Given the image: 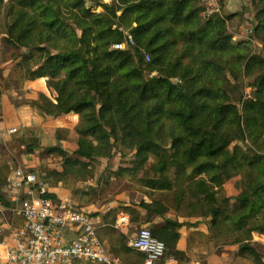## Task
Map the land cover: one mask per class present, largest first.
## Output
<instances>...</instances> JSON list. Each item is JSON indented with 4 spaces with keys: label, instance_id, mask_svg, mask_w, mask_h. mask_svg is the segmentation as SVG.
Segmentation results:
<instances>
[{
    "label": "trees",
    "instance_id": "obj_1",
    "mask_svg": "<svg viewBox=\"0 0 264 264\" xmlns=\"http://www.w3.org/2000/svg\"><path fill=\"white\" fill-rule=\"evenodd\" d=\"M250 1L256 8L253 38L264 46V0ZM101 7L95 13L86 0H0L3 41L24 51L13 59L18 62L10 77L22 83L48 79L55 102L45 95L33 102L44 118L80 116L73 153L44 149L62 159L63 172L51 176L56 183L86 181L93 161L111 159L119 144L135 160L133 169L118 175L136 176L154 156L157 163L144 172L142 186L172 195L174 202L157 198L138 207L147 223L163 219L151 232L166 255L182 256L176 248L186 225L166 214L189 210L186 218L201 217L210 198L203 214L210 218V239H233L241 259L264 264L252 243L253 233L264 235V57L252 53L250 42L233 40L227 31L232 16L203 20L201 0H112ZM127 34L135 46L114 50ZM228 74L236 82L255 76L253 97L234 104ZM56 136L62 139L59 130ZM246 141L261 154L231 150ZM21 142L28 154L40 150L24 137ZM6 169L4 175L0 169V205L10 208L2 190L17 168ZM241 174L240 195L224 196L225 182Z\"/></svg>",
    "mask_w": 264,
    "mask_h": 264
},
{
    "label": "crops",
    "instance_id": "obj_2",
    "mask_svg": "<svg viewBox=\"0 0 264 264\" xmlns=\"http://www.w3.org/2000/svg\"><path fill=\"white\" fill-rule=\"evenodd\" d=\"M247 5L248 3L245 0H226L223 12L228 16L235 15L241 10L244 11V6ZM47 81V78H41L35 81L23 82L21 86L22 89L19 90L20 97L18 98L22 99L23 102L26 101L23 104L19 103V105L13 102L14 99L12 100V96H17L15 91H13V93L8 92L7 95H3L0 98V141L7 142L14 135L16 136L24 131L36 128H40L42 133L49 135L53 129L71 130L78 125L80 122L79 115L72 114L57 119H46L37 110L33 102L37 101L39 95H45L53 101L56 97V94L50 91ZM12 129L17 130V132L15 134H10V130ZM65 144L66 142L63 139H59V143L56 142V145L53 147L58 146L65 150L67 149L65 148ZM43 145L45 144H42V147H44ZM22 148L25 149L24 146H22ZM44 149L46 148L38 150L34 154H28L26 150H24L18 163L21 164L20 166L37 172L40 176L45 178L50 188V193L55 199H69L76 207L94 216L97 222L98 236L110 255L113 264H146V256L140 252L134 251L130 247V242L136 237V234L142 227H149L163 222V219L158 217H153L151 222H145L146 212L138 207L142 201L148 204L152 203L160 194L143 188L146 192L144 193V197L139 201H131L124 196L119 202L103 206V208H98V201H92L93 193L87 191L80 181L71 183L63 181L55 182L50 171L55 170L62 173V159L60 158L58 167L48 166L47 168V166H44L45 161L42 160L45 154ZM75 150L76 145L72 152L65 151L73 153ZM2 193L6 200L11 203V207L5 208L0 205V264L2 263L1 257L5 253L2 243L8 241L13 232L23 227V219L17 213L19 202H15L11 199V194L8 189H3ZM22 197L21 200L25 198V196ZM120 206H124L125 211L120 210ZM132 208L140 213L139 218L132 217L129 213L130 211H126V209L131 210ZM120 212H125L130 217V225L126 228H119L116 225L117 217ZM177 214L171 210L166 214V218L177 220L180 223H186V225L179 230L181 237L176 248L182 256L180 255V257L175 258L169 253L164 259L154 264H248L241 258H235V256H232L229 252L220 253L216 250V247L206 243L204 239L209 235L206 222H200V219L195 218L180 217ZM113 219L115 222H112ZM75 237V232L66 233L67 240L72 241ZM126 248H128L130 252H128ZM76 263L95 264L86 261H78Z\"/></svg>",
    "mask_w": 264,
    "mask_h": 264
},
{
    "label": "rangeland",
    "instance_id": "obj_3",
    "mask_svg": "<svg viewBox=\"0 0 264 264\" xmlns=\"http://www.w3.org/2000/svg\"><path fill=\"white\" fill-rule=\"evenodd\" d=\"M248 5L244 6V11H240L235 15H230L232 18L227 21V31L229 34L233 36V40L235 42H241V41H248L251 43V49L253 54L260 55L264 57V46L260 44L256 39L253 38V27L255 26V13L256 8L253 5V3L250 0H245ZM112 0H86V6L88 8H91L93 12L95 13H101L103 12L101 5L102 4H111ZM222 18L228 17V15H225V13H222ZM1 26H3L2 23V17L0 15V32H1ZM134 47V46H133ZM128 48L129 49H132ZM21 52H24L21 50H16L12 46L7 45L3 41V37L0 34V84L3 89V95H7L8 92L13 93L15 91L17 93V96H12V100L14 99V103L17 104H23L22 99H18L20 96L19 90L22 89V82H19L18 79H12L10 76L15 73L14 71V65L18 62H15L13 59L21 54ZM4 71V73H2ZM4 76V79L1 80V76ZM229 80H230V86L229 91L230 95H232V102L234 104H239V101L242 96L245 98H252L254 88L252 84L255 81V76L252 77H242L237 82L234 81V79L228 74ZM17 98V99H16ZM24 99V98H23ZM25 100V99H24ZM38 100V99H37ZM28 102V101H27ZM19 104V105H20ZM66 117V116H65ZM81 121V120H80ZM80 123V122H79ZM78 123V124H79ZM59 129L52 130L49 135L42 133L40 128L27 130L22 132L21 134H17L16 136H12L7 142L6 141H0V169H3V175L6 173V167H10V173L13 172L16 168L22 167L21 164L18 163L20 161V156L24 153V150L26 148H22L23 143L21 142L22 138L24 137L26 139L27 144H35L37 146H40V150L43 148H51L56 145V142L59 143V138L56 136V132ZM29 131V132H28ZM60 135L62 139L66 142L65 144V150L72 152L75 149H77V135L75 132V127H73L71 130L69 129H60L59 130ZM42 144L44 147H42ZM62 145V144H59ZM5 148V152L8 153L6 158L4 151H2V148ZM235 147H238L240 150L245 152L246 154L253 156L256 152L258 154H261L260 152L256 151V147L253 146L249 141L246 142H235L231 146V150H233ZM73 149V150H72ZM43 159L45 161L44 166H54L58 167L60 164V157L58 155L53 156H46L43 155ZM135 160L134 152L128 149L123 148L120 146V144L115 148L113 152V157L111 159H98L96 161H93L92 164V170L90 171L92 176H84V178H87L86 181H80L81 184L84 185V187L87 189V191L93 193V200L98 203V208H103V206H108L110 204H113L115 202H119V200H122L121 198H124V196L127 199L132 200H141V198L144 197V193L146 192L142 186V183L140 179L143 177L144 172H150L152 167L157 163V160L154 156H150L148 162L145 164L143 169L136 173V176H132L128 172H124L123 175H118L121 170H131L133 169V162ZM8 162V163H7ZM152 175V173H151ZM90 177V178H89ZM243 175H237L233 178L229 179L225 182L223 186V195L228 198H235L240 195L243 186ZM47 182V181H46ZM92 185V186H91ZM159 200H165L166 203L172 205L173 196L168 195L167 197H164L162 195H158L157 197ZM210 198H207L205 202L202 204L203 209L201 211L202 216L201 217H193L195 219H200V222H206L209 229V235L207 236L205 240L206 243L211 244L213 247H216V250L218 252H229L232 256H235V258H240L238 256L240 245L233 244V239L227 240L226 238L221 240H211V234H210V227L211 222L209 217H204L203 214H207L208 205L210 204ZM120 210H124V206H120ZM175 212V210H173ZM178 212H176L177 214ZM189 210H183L177 215L180 217H187L186 215H189ZM192 218V217H190ZM199 222V221H198ZM148 228H152V226H149ZM252 243L256 247L257 251L262 255L264 260V235L253 233L252 235ZM202 242V241H201ZM243 260L246 263H252V260L244 259ZM248 263V264H249ZM250 263V264H251ZM2 264V263H1ZM78 264V263H76ZM79 264H88V263H79Z\"/></svg>",
    "mask_w": 264,
    "mask_h": 264
},
{
    "label": "built area",
    "instance_id": "obj_4",
    "mask_svg": "<svg viewBox=\"0 0 264 264\" xmlns=\"http://www.w3.org/2000/svg\"><path fill=\"white\" fill-rule=\"evenodd\" d=\"M202 18L207 21L221 17L226 0H201ZM135 46L133 37L126 35L123 43L114 50H127ZM147 61L150 60L146 56ZM179 83V80H175ZM17 130H10L15 134ZM11 199L19 202L17 213L23 219V227L4 241L2 264H75L86 261L95 264H113L99 236L93 215L78 209L69 199H48L50 188L46 180L28 168H17L10 178ZM52 195V194H51ZM22 196H25L24 199ZM116 225L126 228L130 217L120 212ZM75 232L70 241L66 233ZM130 247L146 256V264H154L166 257L167 247L152 235L151 229L142 227L130 242Z\"/></svg>",
    "mask_w": 264,
    "mask_h": 264
}]
</instances>
